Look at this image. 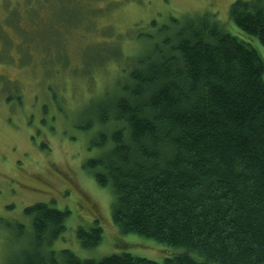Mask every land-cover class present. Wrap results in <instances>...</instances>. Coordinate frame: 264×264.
Returning a JSON list of instances; mask_svg holds the SVG:
<instances>
[{
  "label": "trees",
  "instance_id": "1",
  "mask_svg": "<svg viewBox=\"0 0 264 264\" xmlns=\"http://www.w3.org/2000/svg\"><path fill=\"white\" fill-rule=\"evenodd\" d=\"M229 14L264 46V0H235ZM171 19L117 94L88 107L84 118L102 125L92 139L101 153L85 167L111 189L122 233L185 249L163 264H264V61L210 14ZM24 212L34 247L20 264H160L47 250L69 211L37 202ZM77 238L95 247L103 228L94 221Z\"/></svg>",
  "mask_w": 264,
  "mask_h": 264
},
{
  "label": "rangeland",
  "instance_id": "2",
  "mask_svg": "<svg viewBox=\"0 0 264 264\" xmlns=\"http://www.w3.org/2000/svg\"><path fill=\"white\" fill-rule=\"evenodd\" d=\"M234 1L0 0V264H20L32 251V219L24 209L37 202L69 211L64 233L47 250L96 260L130 253L160 264L185 251L122 233L113 223L114 195L85 167L101 153L92 139L102 125L96 114L84 116L99 99L117 94L172 17L210 14L264 61L258 38L231 20ZM94 221L103 238L87 248L77 229Z\"/></svg>",
  "mask_w": 264,
  "mask_h": 264
}]
</instances>
